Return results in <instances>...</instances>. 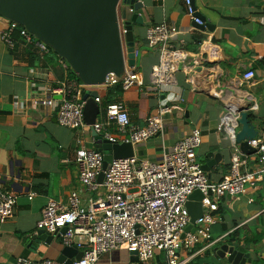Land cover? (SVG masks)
I'll return each mask as SVG.
<instances>
[{
  "label": "crops",
  "instance_id": "crops-1",
  "mask_svg": "<svg viewBox=\"0 0 264 264\" xmlns=\"http://www.w3.org/2000/svg\"><path fill=\"white\" fill-rule=\"evenodd\" d=\"M196 14L207 28H198L186 15L181 0H143L132 24L138 72L143 90L122 92L117 98L133 126L143 127L158 107H171L164 118L162 134L134 147L139 160L157 162L194 129L202 133V145L196 152L201 166L207 159L220 156L209 173L211 183L221 181L236 152L229 137L218 131L221 118L228 111L244 109L248 119L264 139V0H192ZM176 29L174 49L184 52L185 65L178 66L174 83L152 90L150 73L159 64L158 49L149 48L146 32L159 24ZM9 21L0 17V187L16 195L14 216L0 222V264H18V260L38 263L57 261L64 246L56 237L50 245L34 246L31 238L38 230L41 211L49 200L66 204L68 195L77 191L87 206L89 199L101 195L102 188L87 192L80 184L74 164L78 149L94 150L91 128L74 131L56 121L57 110L37 106L34 101L47 98L45 88L65 81L64 66L57 60L32 61L37 56L23 42L9 49L1 33ZM33 54H31V53ZM254 72L246 83L242 75ZM59 99V97H56ZM100 110L103 105H100ZM249 114L255 119L250 120ZM114 132V130H112ZM80 139V144L76 140ZM198 161V158H197ZM34 193L33 200L28 194ZM252 199V203H248ZM220 229L214 242L238 231L241 240L253 241L243 246L222 239L201 243L191 252H181L184 264H229L217 253L223 245L234 246L249 254L246 264H264V180L244 197L224 198L220 204ZM243 248V251L240 249ZM80 253V252H79ZM75 261L76 252L69 255ZM96 264H142L123 250L103 254ZM146 264H167L162 252H154Z\"/></svg>",
  "mask_w": 264,
  "mask_h": 264
},
{
  "label": "built area",
  "instance_id": "built-area-1",
  "mask_svg": "<svg viewBox=\"0 0 264 264\" xmlns=\"http://www.w3.org/2000/svg\"><path fill=\"white\" fill-rule=\"evenodd\" d=\"M135 1L142 5L143 0ZM181 1L192 23L204 29L205 23L196 14L192 0ZM14 32H19L24 45L32 46L40 61L49 55L48 46L15 23H9L1 33V39L9 49L17 43L13 39ZM175 35L176 29L164 23L146 32L148 47L158 49L160 56L159 64L150 73L152 90L172 86L180 64L188 69L186 54L172 46ZM254 75V72L247 71L242 79L249 83ZM116 86H120L122 92L142 91L144 88L138 72L125 64L120 77L109 74L97 87H88L75 80L48 84L45 88L47 98L34 101V104L57 110L58 125L78 131L86 126L83 96ZM95 101L101 103L99 95ZM172 111L171 107H158L146 124L138 127L131 125L121 102L113 103L100 110L92 129L97 136L112 144H131L135 147L162 134L164 118ZM239 116L238 111H228L218 125V131H223L236 147L229 170L218 183H211L197 162L196 152L202 145V133L198 129L179 140L157 162L139 160L134 156L113 160L104 172V156L100 152L76 150L73 161L81 186L89 193L102 188L103 193L89 199L87 206L82 204L77 191L68 195L66 204L49 200L41 211L36 229L56 235L64 247H74L81 252L82 257L73 264H96L103 254L114 250L135 253L142 264L151 261L154 252L164 253L167 264H184L181 252H191L201 243L208 244V247L213 244L211 227L221 221L220 202L226 197H244L264 180V139L248 141L255 154H242L235 142L240 129ZM76 141L77 144L81 142L80 139ZM102 172L103 181L99 184L98 177ZM196 191L203 196V214L195 222L194 232L185 233L190 225L186 203ZM35 196L34 193L28 194V200H33ZM252 202L249 199L248 203ZM15 207V193L0 187V222L12 218ZM18 264L61 263L51 260L34 263L20 259Z\"/></svg>",
  "mask_w": 264,
  "mask_h": 264
},
{
  "label": "water",
  "instance_id": "water-1",
  "mask_svg": "<svg viewBox=\"0 0 264 264\" xmlns=\"http://www.w3.org/2000/svg\"><path fill=\"white\" fill-rule=\"evenodd\" d=\"M140 6L135 0H0V17L24 28L48 46L68 65L83 85L97 87L104 83L109 74L120 77L125 64L131 68L135 67L132 24L136 22L135 12ZM204 28H207L206 24ZM96 98L97 91L83 96V117L85 125L91 128L95 139L94 150L104 156V172L113 160L132 158L135 152L131 144H112L93 132L92 127L100 114ZM250 105L251 102L247 101L245 108L238 110L240 129L235 140L240 152L246 156L255 154V150L248 146V141L259 137V132L249 121L246 112ZM219 162V155L207 159L202 170L209 175L211 169ZM103 172L98 177L99 184L103 181ZM202 199L203 196L198 191L189 197L186 209L190 225L185 233H193L195 222L202 217ZM63 232L64 230L61 231ZM56 237L38 231L32 236L31 242L34 246L42 243L50 245ZM73 252L78 255L75 261L82 257V253L76 248L64 247L57 262L73 264L74 260L69 256ZM130 255L138 261L135 253ZM217 255L220 258L227 257L229 264L250 262L249 254L240 252L234 246H221Z\"/></svg>",
  "mask_w": 264,
  "mask_h": 264
},
{
  "label": "trees",
  "instance_id": "trees-1",
  "mask_svg": "<svg viewBox=\"0 0 264 264\" xmlns=\"http://www.w3.org/2000/svg\"><path fill=\"white\" fill-rule=\"evenodd\" d=\"M13 39L16 40L17 43L22 42L19 37V32L13 33ZM28 47H29L28 49L31 52H34L32 46H28ZM31 60L38 61L39 58L38 56L35 55V57H31ZM53 60H57L61 65L64 66V71H65V74H63V77L65 76V78H63L64 80H69V81L75 80V81L80 82L78 78L75 76V74H73L71 69L68 67V65L50 49V52H49V55L47 56L46 61H53ZM121 94H122V90L120 86H116L110 89L99 91L98 95L101 99L100 105H103L101 108L104 109L109 104L117 103V98L120 97ZM249 118L250 120L255 119L253 114H249ZM219 211H220V207H219ZM226 239L228 242L236 243L237 245H243V246L251 245L253 243V241L248 240L246 238H243L241 240V237L239 236L238 231H234L233 233L227 235V237L224 240ZM240 249L243 251V248H240Z\"/></svg>",
  "mask_w": 264,
  "mask_h": 264
},
{
  "label": "rangeland",
  "instance_id": "rangeland-1",
  "mask_svg": "<svg viewBox=\"0 0 264 264\" xmlns=\"http://www.w3.org/2000/svg\"><path fill=\"white\" fill-rule=\"evenodd\" d=\"M64 78H65V76H64ZM197 158H198V161H197V162H200V161H201V158H200L199 155L197 156ZM217 224H218V225H216V226L213 227V230H214V237H216V235H217L216 230H219V229H220V226H219V225H220V222H218Z\"/></svg>",
  "mask_w": 264,
  "mask_h": 264
}]
</instances>
